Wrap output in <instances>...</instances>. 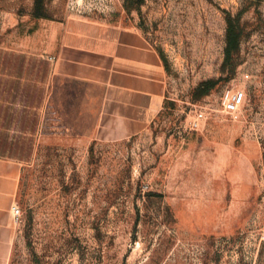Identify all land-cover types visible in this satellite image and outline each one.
Returning <instances> with one entry per match:
<instances>
[{"label":"rangeland","instance_id":"374dc122","mask_svg":"<svg viewBox=\"0 0 264 264\" xmlns=\"http://www.w3.org/2000/svg\"><path fill=\"white\" fill-rule=\"evenodd\" d=\"M71 16L140 30L162 106L121 141L36 143L8 264H264V0H0V51H53ZM237 89L243 105L223 111Z\"/></svg>","mask_w":264,"mask_h":264},{"label":"crops","instance_id":"0c3cea01","mask_svg":"<svg viewBox=\"0 0 264 264\" xmlns=\"http://www.w3.org/2000/svg\"><path fill=\"white\" fill-rule=\"evenodd\" d=\"M165 70L137 28L71 16L55 50L0 51V264L12 249L23 162L48 136L117 142L142 133L160 110Z\"/></svg>","mask_w":264,"mask_h":264},{"label":"built area","instance_id":"2783aa9c","mask_svg":"<svg viewBox=\"0 0 264 264\" xmlns=\"http://www.w3.org/2000/svg\"><path fill=\"white\" fill-rule=\"evenodd\" d=\"M245 100L244 91L237 89L233 90L221 101V109L227 113H235L238 109L243 105ZM203 118V113L199 112L196 114L195 121L193 123L194 126H197L198 121ZM11 215L14 221H17L20 216L19 206L13 204L11 206Z\"/></svg>","mask_w":264,"mask_h":264},{"label":"trees","instance_id":"16d2710c","mask_svg":"<svg viewBox=\"0 0 264 264\" xmlns=\"http://www.w3.org/2000/svg\"><path fill=\"white\" fill-rule=\"evenodd\" d=\"M238 16L235 18L227 17V28H226V46H225V58L228 59L230 55L236 50L239 42V32H238ZM208 90V88L206 89Z\"/></svg>","mask_w":264,"mask_h":264}]
</instances>
